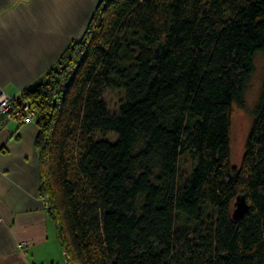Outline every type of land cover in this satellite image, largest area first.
<instances>
[{
    "label": "trees",
    "instance_id": "1",
    "mask_svg": "<svg viewBox=\"0 0 264 264\" xmlns=\"http://www.w3.org/2000/svg\"><path fill=\"white\" fill-rule=\"evenodd\" d=\"M259 52L264 0L100 1L17 101L72 264H264V82L240 166L230 150Z\"/></svg>",
    "mask_w": 264,
    "mask_h": 264
},
{
    "label": "crops",
    "instance_id": "2",
    "mask_svg": "<svg viewBox=\"0 0 264 264\" xmlns=\"http://www.w3.org/2000/svg\"><path fill=\"white\" fill-rule=\"evenodd\" d=\"M100 1L0 0V94L20 99L44 81ZM37 131L34 120L19 127L0 114V264H69L39 194Z\"/></svg>",
    "mask_w": 264,
    "mask_h": 264
},
{
    "label": "rangeland",
    "instance_id": "3",
    "mask_svg": "<svg viewBox=\"0 0 264 264\" xmlns=\"http://www.w3.org/2000/svg\"><path fill=\"white\" fill-rule=\"evenodd\" d=\"M255 70L245 94L244 106L234 105L231 117L230 150L231 162L240 166L245 150V143L250 132L254 115L264 82V53L259 52L254 59ZM124 97L122 90H107L104 99L112 112L118 110L120 100ZM111 141L117 139L115 133L106 136Z\"/></svg>",
    "mask_w": 264,
    "mask_h": 264
},
{
    "label": "built area",
    "instance_id": "4",
    "mask_svg": "<svg viewBox=\"0 0 264 264\" xmlns=\"http://www.w3.org/2000/svg\"><path fill=\"white\" fill-rule=\"evenodd\" d=\"M14 96L7 92H2L0 94V114H7L11 119L19 123L20 121L28 123L33 121L35 113L29 109L27 104L19 106ZM26 113V114H25ZM47 209H49V204L46 203ZM26 246L25 243H20L19 248L24 249ZM67 255V254H66ZM69 264H72L70 258L67 255Z\"/></svg>",
    "mask_w": 264,
    "mask_h": 264
},
{
    "label": "water",
    "instance_id": "5",
    "mask_svg": "<svg viewBox=\"0 0 264 264\" xmlns=\"http://www.w3.org/2000/svg\"><path fill=\"white\" fill-rule=\"evenodd\" d=\"M250 206L245 196H238L236 206L233 211V218L239 219L249 210Z\"/></svg>",
    "mask_w": 264,
    "mask_h": 264
}]
</instances>
